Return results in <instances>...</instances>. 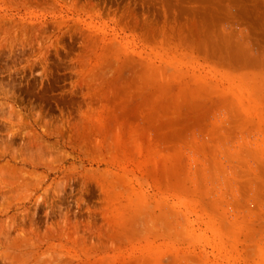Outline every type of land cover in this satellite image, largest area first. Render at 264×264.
Masks as SVG:
<instances>
[{
    "label": "rangeland",
    "instance_id": "374dc122",
    "mask_svg": "<svg viewBox=\"0 0 264 264\" xmlns=\"http://www.w3.org/2000/svg\"><path fill=\"white\" fill-rule=\"evenodd\" d=\"M0 264H264V0H0Z\"/></svg>",
    "mask_w": 264,
    "mask_h": 264
}]
</instances>
